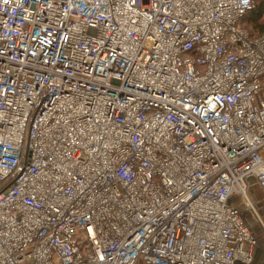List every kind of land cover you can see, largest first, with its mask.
Returning <instances> with one entry per match:
<instances>
[{
  "label": "built area",
  "instance_id": "built-area-1",
  "mask_svg": "<svg viewBox=\"0 0 264 264\" xmlns=\"http://www.w3.org/2000/svg\"><path fill=\"white\" fill-rule=\"evenodd\" d=\"M254 0H0V264H264Z\"/></svg>",
  "mask_w": 264,
  "mask_h": 264
},
{
  "label": "trees",
  "instance_id": "trees-1",
  "mask_svg": "<svg viewBox=\"0 0 264 264\" xmlns=\"http://www.w3.org/2000/svg\"><path fill=\"white\" fill-rule=\"evenodd\" d=\"M241 25L252 36H259L264 32V0H254V7L242 18Z\"/></svg>",
  "mask_w": 264,
  "mask_h": 264
}]
</instances>
